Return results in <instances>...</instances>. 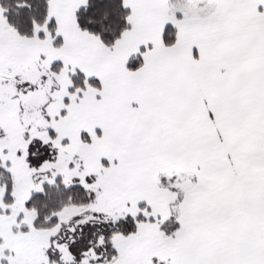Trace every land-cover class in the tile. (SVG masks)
I'll return each mask as SVG.
<instances>
[{"label":"snow or ice","instance_id":"obj_1","mask_svg":"<svg viewBox=\"0 0 264 264\" xmlns=\"http://www.w3.org/2000/svg\"><path fill=\"white\" fill-rule=\"evenodd\" d=\"M0 264H264V0H0Z\"/></svg>","mask_w":264,"mask_h":264}]
</instances>
